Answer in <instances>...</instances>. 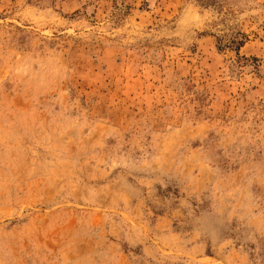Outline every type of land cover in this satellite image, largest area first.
Segmentation results:
<instances>
[{
	"label": "rangeland",
	"instance_id": "1",
	"mask_svg": "<svg viewBox=\"0 0 264 264\" xmlns=\"http://www.w3.org/2000/svg\"><path fill=\"white\" fill-rule=\"evenodd\" d=\"M0 264H264V0H0Z\"/></svg>",
	"mask_w": 264,
	"mask_h": 264
},
{
	"label": "trees",
	"instance_id": "2",
	"mask_svg": "<svg viewBox=\"0 0 264 264\" xmlns=\"http://www.w3.org/2000/svg\"><path fill=\"white\" fill-rule=\"evenodd\" d=\"M238 44H241V42H238Z\"/></svg>",
	"mask_w": 264,
	"mask_h": 264
}]
</instances>
